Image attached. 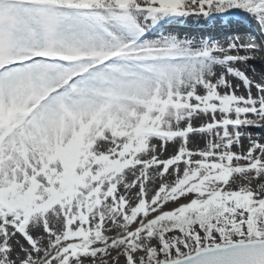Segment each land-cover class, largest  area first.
Listing matches in <instances>:
<instances>
[{
    "label": "snow or ice",
    "instance_id": "snow-or-ice-1",
    "mask_svg": "<svg viewBox=\"0 0 264 264\" xmlns=\"http://www.w3.org/2000/svg\"><path fill=\"white\" fill-rule=\"evenodd\" d=\"M255 61L264 0H0V264H264Z\"/></svg>",
    "mask_w": 264,
    "mask_h": 264
},
{
    "label": "bare ground",
    "instance_id": "bare-ground-1",
    "mask_svg": "<svg viewBox=\"0 0 264 264\" xmlns=\"http://www.w3.org/2000/svg\"><path fill=\"white\" fill-rule=\"evenodd\" d=\"M180 27H191L193 31L197 30V23L195 20L190 21V24L188 25H181ZM250 74H255L257 79H260L262 76H264V70L261 66V62L255 61L253 62V66L249 69Z\"/></svg>",
    "mask_w": 264,
    "mask_h": 264
},
{
    "label": "rangeland",
    "instance_id": "rangeland-1",
    "mask_svg": "<svg viewBox=\"0 0 264 264\" xmlns=\"http://www.w3.org/2000/svg\"><path fill=\"white\" fill-rule=\"evenodd\" d=\"M260 62V61H259ZM263 70H264V67H263Z\"/></svg>",
    "mask_w": 264,
    "mask_h": 264
}]
</instances>
